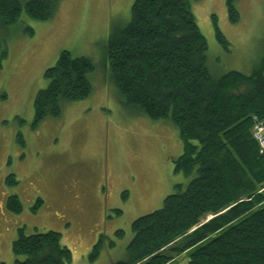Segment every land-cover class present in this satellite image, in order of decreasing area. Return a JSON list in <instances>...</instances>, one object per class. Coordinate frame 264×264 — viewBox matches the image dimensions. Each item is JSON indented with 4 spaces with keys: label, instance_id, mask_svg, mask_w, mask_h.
<instances>
[{
    "label": "trees",
    "instance_id": "trees-1",
    "mask_svg": "<svg viewBox=\"0 0 264 264\" xmlns=\"http://www.w3.org/2000/svg\"><path fill=\"white\" fill-rule=\"evenodd\" d=\"M58 2L0 0V28L11 27L22 13L50 19ZM190 2L134 0L128 20L111 27L104 45L107 80L119 102L152 119L167 118L178 128L183 151L173 160L174 171L192 176L183 189L177 183L159 208L132 221L126 256L112 264H264V150L252 131V123L264 118V45L249 73L233 69L214 76ZM226 6L229 20L236 22L234 0H226ZM212 18L216 37L226 46ZM6 55L0 39V59ZM93 68L90 58L61 50L44 70L47 85L35 94L33 125L59 116L64 102L87 97ZM18 140L24 144L20 134ZM5 180L18 182L13 173ZM42 202L37 197L32 211ZM4 204L11 212L22 210L15 193ZM114 243L101 233L88 258L96 259ZM11 248L17 256L13 264H70L72 259L56 230L26 234L18 227ZM184 254L187 263L179 262Z\"/></svg>",
    "mask_w": 264,
    "mask_h": 264
},
{
    "label": "rangeland",
    "instance_id": "rangeland-1",
    "mask_svg": "<svg viewBox=\"0 0 264 264\" xmlns=\"http://www.w3.org/2000/svg\"><path fill=\"white\" fill-rule=\"evenodd\" d=\"M133 1L59 0L50 19L22 13L11 27L0 28L7 47L0 59V264H13L17 257L11 244L18 227L26 234L59 231L71 251L70 264H112L126 256L132 221L159 208L177 183L183 189L191 179L174 171L173 160L183 151L178 128L167 118L152 119L123 106L107 80L104 45L111 27L128 20ZM234 5L239 19L231 22L226 0L190 2L214 76L233 69L249 73L263 49L264 0H234ZM213 14L226 46L216 37ZM63 49L92 60V91L64 102L59 116L33 125L35 94L48 83L44 70ZM10 173L15 185L6 183ZM12 193L22 202L20 212L5 207ZM39 196L43 202L33 212ZM101 233L115 243L90 260ZM187 261L184 254L179 262Z\"/></svg>",
    "mask_w": 264,
    "mask_h": 264
},
{
    "label": "built area",
    "instance_id": "built-area-1",
    "mask_svg": "<svg viewBox=\"0 0 264 264\" xmlns=\"http://www.w3.org/2000/svg\"><path fill=\"white\" fill-rule=\"evenodd\" d=\"M252 131L254 137L258 140L260 144V149L264 150V118L256 119L252 126Z\"/></svg>",
    "mask_w": 264,
    "mask_h": 264
},
{
    "label": "bare ground",
    "instance_id": "bare-ground-1",
    "mask_svg": "<svg viewBox=\"0 0 264 264\" xmlns=\"http://www.w3.org/2000/svg\"><path fill=\"white\" fill-rule=\"evenodd\" d=\"M252 124H254V123H252Z\"/></svg>",
    "mask_w": 264,
    "mask_h": 264
}]
</instances>
